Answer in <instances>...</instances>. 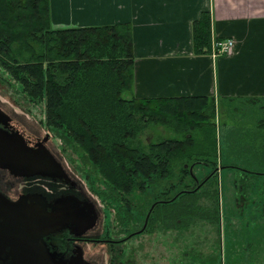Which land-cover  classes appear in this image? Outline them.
Segmentation results:
<instances>
[{"label":"trees","instance_id":"1","mask_svg":"<svg viewBox=\"0 0 264 264\" xmlns=\"http://www.w3.org/2000/svg\"><path fill=\"white\" fill-rule=\"evenodd\" d=\"M49 5L50 0H0V70L7 75L1 80L18 84L32 103L42 104L46 129L79 153L95 194L118 206L122 224L134 215L135 196L146 208L142 218L158 200H172L156 206L149 231L158 222L164 229L180 230L196 219L219 221L222 191L216 176L223 155L205 128L216 114L214 100L130 96L132 27L53 29ZM210 25L209 13L191 25L197 55L211 53ZM151 124L172 130L176 137L142 143L141 134ZM200 166L212 170L214 186L208 187L209 177L201 189L191 186L190 169ZM255 175L264 177V172ZM97 182L104 185L101 192L94 187ZM259 182V188L248 182L241 190H258L263 205L264 179ZM206 199L214 202L213 211L200 204Z\"/></svg>","mask_w":264,"mask_h":264},{"label":"crops","instance_id":"2","mask_svg":"<svg viewBox=\"0 0 264 264\" xmlns=\"http://www.w3.org/2000/svg\"><path fill=\"white\" fill-rule=\"evenodd\" d=\"M49 7L53 29L132 27L130 96L207 97L216 112L222 102L264 101V0H50ZM203 13L211 17L212 47L197 55L191 25ZM227 39L231 52L214 57L213 41Z\"/></svg>","mask_w":264,"mask_h":264},{"label":"rangeland","instance_id":"3","mask_svg":"<svg viewBox=\"0 0 264 264\" xmlns=\"http://www.w3.org/2000/svg\"><path fill=\"white\" fill-rule=\"evenodd\" d=\"M10 95L13 98L21 93L0 85V103L16 113L23 126L33 125L43 118L41 106L31 107V113H27L13 103ZM220 109L205 127L211 131V140L216 144L218 155L231 153L236 157L231 160L236 165L253 173L264 172V101L222 102ZM47 132L44 129L42 137ZM174 137L176 134L172 130L153 124L141 134L144 144ZM55 154L58 160L66 162L57 149ZM246 159L249 161L245 162ZM223 174V192L218 203L219 221L196 219L187 229L167 230L159 226L153 234L133 236L122 245L124 250L121 247L124 263L120 264H264V203L259 205L261 193L247 188L244 195L240 187V181L245 179L256 182L259 188L262 185L259 181L264 177H250L231 169H225ZM214 185L215 179L211 178L208 187ZM200 204L209 211H213L215 205L211 199ZM96 260L98 264L107 262L106 259Z\"/></svg>","mask_w":264,"mask_h":264},{"label":"flooded vegetation","instance_id":"4","mask_svg":"<svg viewBox=\"0 0 264 264\" xmlns=\"http://www.w3.org/2000/svg\"><path fill=\"white\" fill-rule=\"evenodd\" d=\"M2 76L4 78L7 77V75L0 70V85L12 90L17 89V91L19 90L21 93V95H18L17 97L12 98L11 95L9 97L17 107L22 110H27V113H31V107L39 108V106H41L42 108V104L38 106V104L32 103L27 97H25L26 95L21 91V87L18 84L10 86L2 81ZM11 83H13V81ZM43 121L44 115L41 120L35 122L33 125L25 127L22 125V121L19 120V117L15 112L8 110L0 103V135H11L14 131H19L26 137L29 145L32 147H40L43 142L45 147H47L53 156L56 157V160H58V157L55 154V150L57 149L66 160V162L61 161L65 168L66 177L62 180L54 181V179L42 176H16L10 174L8 170L0 167V197H3L5 200L15 204V206L20 207L23 210H42V200L49 205L54 204L55 201L65 197L77 198L80 201H93L95 204L94 209H96L97 214V220L95 221L96 223L94 227L83 233H80L81 228L79 227L75 229L66 228L57 233H53L47 238L48 245L50 246L49 249H51L52 252L58 253L64 259L71 260L72 258L81 255L85 261L93 264H98L96 259L102 261L106 259L107 262L105 264L124 263V260L122 259V257H124L121 249L122 245L133 238V236L153 234L157 227L159 228L160 223H156L154 230L149 231V218L154 214L156 206L165 205L167 202H172V200H158V202H155L150 206L147 210L146 216L142 218V210L146 208L141 207L142 202L138 198L140 196H135L134 199L136 203L132 205L131 211V214L134 215H130V223L122 224L118 221V206L110 205V200H103L95 194L93 186L87 178L89 168L83 164L84 162L80 158L81 156L79 153L75 152L73 147L66 146L65 141L61 136L52 134L48 131ZM44 129L48 132L45 134L46 136L42 137L41 133ZM220 164L223 165V168ZM236 164L237 163L234 161L229 162L226 160L225 156L219 159V172L216 179H218L219 182L220 192L223 190L221 179H223V171L225 169H231L233 171L237 170L245 175L248 174L251 177L253 172ZM201 167L202 166L196 169L194 168V170L193 167L190 169V177L191 180L194 181L191 186L196 187V190H199L204 186L207 181L205 178L208 179V177L211 178V176H214L209 167H205L206 169ZM247 181L249 180L242 179V181H240V183L242 182L240 187L243 188V184ZM94 187L100 192L104 190V185L98 182L95 183ZM97 187L99 188L97 189ZM183 192L190 191L187 190ZM241 192L245 195L244 190ZM178 196L179 195H177V197ZM124 200L131 201V198L125 197ZM259 205L262 206L260 203ZM84 207V205H81V210L84 209ZM48 211H50V208H48ZM87 213L88 211L84 209L83 214L88 216ZM38 235H42V231L35 232V237ZM99 248H102V251H100ZM10 250V248H7L3 253H0V260H8L7 263L0 264H9V262H11L14 255ZM22 256L23 255L20 257ZM37 257L42 258V255Z\"/></svg>","mask_w":264,"mask_h":264},{"label":"water","instance_id":"5","mask_svg":"<svg viewBox=\"0 0 264 264\" xmlns=\"http://www.w3.org/2000/svg\"><path fill=\"white\" fill-rule=\"evenodd\" d=\"M55 158L43 142L40 147H32L19 131L0 135V167L10 174L62 180L66 177L65 168ZM81 205L85 206L88 216L83 214ZM94 208L93 201L65 197L49 205L42 200V210H23L0 197V253L11 249L14 257L9 264H93L81 255L64 259L49 249L47 238L66 228L79 227L80 233L92 229L97 220ZM38 231H42V235L35 237ZM41 255L42 258L37 257ZM7 261L0 260V263Z\"/></svg>","mask_w":264,"mask_h":264},{"label":"built area","instance_id":"6","mask_svg":"<svg viewBox=\"0 0 264 264\" xmlns=\"http://www.w3.org/2000/svg\"><path fill=\"white\" fill-rule=\"evenodd\" d=\"M234 42L231 40H226V41H213V56L218 57L222 56L225 54H229L232 49Z\"/></svg>","mask_w":264,"mask_h":264}]
</instances>
